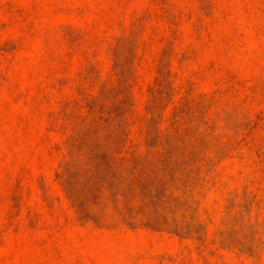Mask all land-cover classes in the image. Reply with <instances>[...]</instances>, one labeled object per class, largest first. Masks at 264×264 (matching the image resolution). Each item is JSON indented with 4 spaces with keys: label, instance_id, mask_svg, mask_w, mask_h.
<instances>
[{
    "label": "rangeland",
    "instance_id": "374dc122",
    "mask_svg": "<svg viewBox=\"0 0 264 264\" xmlns=\"http://www.w3.org/2000/svg\"><path fill=\"white\" fill-rule=\"evenodd\" d=\"M0 264H264V0H0Z\"/></svg>",
    "mask_w": 264,
    "mask_h": 264
},
{
    "label": "trees",
    "instance_id": "16d2710c",
    "mask_svg": "<svg viewBox=\"0 0 264 264\" xmlns=\"http://www.w3.org/2000/svg\"><path fill=\"white\" fill-rule=\"evenodd\" d=\"M124 104L125 101L122 102V105ZM88 105L89 110L92 111L94 102L88 101ZM123 113L122 108H112L108 111L104 124H90L89 128L84 130V137L87 141H90V153L94 156L96 172L104 176H107L113 170L111 164L113 160L130 161L125 158L117 159L116 157L121 153L119 150L124 140V124L121 123Z\"/></svg>",
    "mask_w": 264,
    "mask_h": 264
}]
</instances>
